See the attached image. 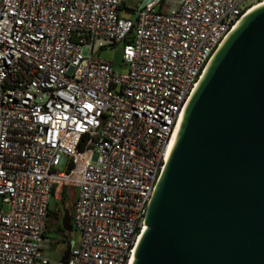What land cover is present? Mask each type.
I'll list each match as a JSON object with an SVG mask.
<instances>
[{"label":"built area","instance_id":"obj_1","mask_svg":"<svg viewBox=\"0 0 264 264\" xmlns=\"http://www.w3.org/2000/svg\"><path fill=\"white\" fill-rule=\"evenodd\" d=\"M123 2L0 0V264H133L184 111L264 0ZM122 43L119 72L100 53ZM67 183L81 243L53 262L41 251L53 191Z\"/></svg>","mask_w":264,"mask_h":264},{"label":"water","instance_id":"obj_2","mask_svg":"<svg viewBox=\"0 0 264 264\" xmlns=\"http://www.w3.org/2000/svg\"><path fill=\"white\" fill-rule=\"evenodd\" d=\"M62 225L72 232L69 210ZM146 226L133 264H264V5L208 63Z\"/></svg>","mask_w":264,"mask_h":264},{"label":"rangeland","instance_id":"obj_3","mask_svg":"<svg viewBox=\"0 0 264 264\" xmlns=\"http://www.w3.org/2000/svg\"><path fill=\"white\" fill-rule=\"evenodd\" d=\"M142 0H124L123 5L127 9H137L140 6ZM121 16L124 18L133 19L135 17L134 12L132 11H126L123 10L121 12ZM123 43L119 44L115 47H109L106 49H103L100 53V57L105 58L107 60H110L114 64V69L116 71L122 72L127 69L126 63L123 61ZM88 157H83L76 165L75 172L73 174L74 178H77L79 173L83 171L85 168V165L88 161ZM68 187V192L70 194V198H68V202L72 205L73 199L76 195L77 187H73L71 183L66 184ZM61 188V187H59ZM58 197L52 198L51 201V208L54 210L57 209L56 204L61 201V191L58 193ZM68 203V204H69ZM63 207V205H61ZM64 213V209L62 208L61 216ZM52 228L54 231L49 232L48 238L51 240V246L44 248V250L41 251V254L44 258L53 261V262H59L64 257L65 253L70 248V243L79 246L81 243V234L73 227V230L71 232V237L66 238L61 233H59L56 230V226L53 224Z\"/></svg>","mask_w":264,"mask_h":264},{"label":"trees","instance_id":"obj_4","mask_svg":"<svg viewBox=\"0 0 264 264\" xmlns=\"http://www.w3.org/2000/svg\"><path fill=\"white\" fill-rule=\"evenodd\" d=\"M57 193H58V189L55 188L54 191H53V197L54 198L57 197ZM61 195H62L61 201L56 204L57 209L54 210L53 208H51V204H50V214H49V219H48V222H47V228H46V233H45V237L46 238H48L49 232L54 231L53 228H52L53 224L56 226V230L59 233H61L63 236H65L66 238L71 237V232L69 233V232L65 231L64 228H63V225H62L63 215L61 216V212H62V208L64 209V211L65 210H69L70 213H71V216L73 218L74 204H75V200L76 199L74 197L72 205L68 202V198H70V194L68 192L67 187H65V186H64V188H63V190L61 192ZM61 205H63V207ZM70 245H71V243H70Z\"/></svg>","mask_w":264,"mask_h":264},{"label":"crops","instance_id":"obj_5","mask_svg":"<svg viewBox=\"0 0 264 264\" xmlns=\"http://www.w3.org/2000/svg\"><path fill=\"white\" fill-rule=\"evenodd\" d=\"M64 186H65V187H68L67 185L59 186V187H61V188L57 187V189H58V192H59V191H61V192H62V190H63ZM73 187H76V186H75V185H73ZM76 196H77V191H76L75 199H76ZM57 197H58V194H57ZM75 201H76V200H75ZM64 213H65V211H64ZM64 213H63V217H64ZM62 221H63V218H62ZM50 246H51V245H50ZM64 256H65V255H64Z\"/></svg>","mask_w":264,"mask_h":264},{"label":"bare ground","instance_id":"obj_6","mask_svg":"<svg viewBox=\"0 0 264 264\" xmlns=\"http://www.w3.org/2000/svg\"><path fill=\"white\" fill-rule=\"evenodd\" d=\"M261 5H264V3H262V4H260V5H257L256 7L261 6ZM256 7H255V8H256ZM252 10H253V9H252Z\"/></svg>","mask_w":264,"mask_h":264}]
</instances>
